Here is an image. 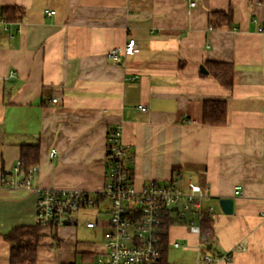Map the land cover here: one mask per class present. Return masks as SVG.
I'll return each instance as SVG.
<instances>
[{
	"label": "crops",
	"instance_id": "crops-1",
	"mask_svg": "<svg viewBox=\"0 0 264 264\" xmlns=\"http://www.w3.org/2000/svg\"><path fill=\"white\" fill-rule=\"evenodd\" d=\"M193 1L0 0L24 10L12 36L0 33V264L97 259L102 245L84 243L77 231L96 237L101 226L40 229L20 255L12 233L35 227L34 188L105 184L107 137L116 125L137 187L180 174L208 188L212 264H264V0ZM229 7L232 25L212 28L209 13ZM129 38L134 53L106 57ZM205 62L231 64L232 88L211 77ZM205 99L226 101L225 125L202 123ZM25 144L38 145V171L32 187L10 186L8 179L26 176L13 171ZM221 198L232 199L230 214ZM167 234L169 259L176 250L178 264H199V235L184 224Z\"/></svg>",
	"mask_w": 264,
	"mask_h": 264
},
{
	"label": "built area",
	"instance_id": "built-area-1",
	"mask_svg": "<svg viewBox=\"0 0 264 264\" xmlns=\"http://www.w3.org/2000/svg\"><path fill=\"white\" fill-rule=\"evenodd\" d=\"M194 6L193 0H185ZM50 16L53 10L45 9ZM2 13L0 7V33L13 35V25ZM259 30H262L259 28ZM135 39L129 38L123 48H112L106 57L120 61L122 55L136 51ZM52 101H56L55 98ZM139 109L145 110L144 106ZM110 163L106 173L107 181L98 190L84 191L75 187H36L35 224L53 231L62 226H77L82 222L87 229L103 228L102 249L95 261L88 264H150L160 257L161 238L173 224H184L192 233L199 235L200 245L197 250L199 264H212L217 255L209 254L212 244L207 242V233L202 234L201 222L212 217L213 206L207 187L176 174L170 180L160 183L150 180L137 187L128 164L130 156L121 141V129L115 126L108 138ZM54 149L50 151L53 157ZM20 160L13 167L15 174L20 172ZM36 166L31 167L22 180L10 178V186L32 187L31 179L37 173ZM239 193L235 190V194ZM94 209V219H85ZM105 213L107 219L99 220L98 214ZM207 243L211 248H207ZM174 247L179 243L172 242ZM243 248V247H242ZM228 255L226 260H228Z\"/></svg>",
	"mask_w": 264,
	"mask_h": 264
},
{
	"label": "trees",
	"instance_id": "trees-1",
	"mask_svg": "<svg viewBox=\"0 0 264 264\" xmlns=\"http://www.w3.org/2000/svg\"><path fill=\"white\" fill-rule=\"evenodd\" d=\"M2 13L10 21L18 22L22 19L24 10L20 6H2ZM209 25L212 28H216L222 25H232V8L227 10L211 11L209 13ZM205 68L208 74L213 77L220 85L225 88L231 89L233 86V66L225 62H205ZM227 121V105L226 101L222 99H205L202 103V123L211 126H223ZM111 132V131H110ZM110 134V133H109ZM109 136V135H108ZM108 138V137H107ZM107 159L108 166L111 160L110 151L107 147ZM39 148L37 144L34 145H21L20 147V171L27 174L28 170L38 163ZM106 183V182H105ZM167 221L164 225L165 230L160 235L161 249L160 257L156 262L150 264H169L167 257L168 250V234L166 232ZM44 227L35 224L32 229H17L12 233L14 240L16 241L14 251H17L20 255L21 246L24 243H29L34 239V245H36L37 233ZM47 229V228H46ZM202 234L207 233V242L213 244V232H212V219L210 217L205 218L201 222ZM30 236H26L29 235ZM26 237V242L22 237ZM207 243V245H208Z\"/></svg>",
	"mask_w": 264,
	"mask_h": 264
},
{
	"label": "rangeland",
	"instance_id": "rangeland-1",
	"mask_svg": "<svg viewBox=\"0 0 264 264\" xmlns=\"http://www.w3.org/2000/svg\"><path fill=\"white\" fill-rule=\"evenodd\" d=\"M107 171H108V166H107L106 172ZM43 188H45V187H43ZM90 212L91 213H89V215L86 218H92V219H94L95 218V215L93 213L94 212V209L93 210H90ZM98 216H99V220L100 221H104V220L107 219V215L105 213H100V214H98ZM92 234L93 233L91 231L83 230L82 227L79 226L78 227V231H77V239L83 241L86 244H92V243H94L95 246L102 245L103 244L102 229L101 228L100 229H97V236L96 237H94ZM175 251L176 250H171L170 251V259H169V255H168V260H169L170 263L171 262H174V264H178V260L176 259L177 258L176 253L174 254ZM76 262H78V259H76ZM77 264H79V263H77Z\"/></svg>",
	"mask_w": 264,
	"mask_h": 264
},
{
	"label": "water",
	"instance_id": "water-1",
	"mask_svg": "<svg viewBox=\"0 0 264 264\" xmlns=\"http://www.w3.org/2000/svg\"><path fill=\"white\" fill-rule=\"evenodd\" d=\"M200 70L203 72H206L205 68L203 66H200ZM219 205L221 210L226 213V214H230L232 212V208H233V201L230 198H221L219 200ZM207 248L210 249L211 248V244L207 245ZM216 253L218 255H220L219 251H216Z\"/></svg>",
	"mask_w": 264,
	"mask_h": 264
}]
</instances>
